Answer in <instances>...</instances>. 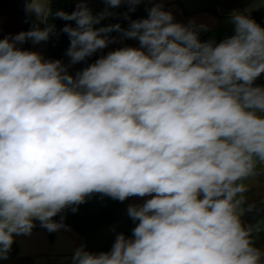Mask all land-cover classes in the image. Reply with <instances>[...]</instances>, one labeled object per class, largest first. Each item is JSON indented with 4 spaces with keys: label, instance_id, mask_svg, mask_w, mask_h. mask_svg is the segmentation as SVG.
<instances>
[{
    "label": "clouds",
    "instance_id": "clouds-1",
    "mask_svg": "<svg viewBox=\"0 0 264 264\" xmlns=\"http://www.w3.org/2000/svg\"><path fill=\"white\" fill-rule=\"evenodd\" d=\"M130 10L142 0H104ZM51 0H25L38 23L0 39V259L16 235L35 222L49 232L54 218L100 193L129 205L136 222L110 251L78 248L73 264H261L237 209L247 190L238 183L264 167V27L236 13L235 34L201 42L191 25L174 22L155 4L127 29L96 28L87 0L70 14ZM51 15L65 25L72 64L120 32L140 47L102 56L75 77L60 60H44L17 44L47 41Z\"/></svg>",
    "mask_w": 264,
    "mask_h": 264
},
{
    "label": "crops",
    "instance_id": "crops-1",
    "mask_svg": "<svg viewBox=\"0 0 264 264\" xmlns=\"http://www.w3.org/2000/svg\"><path fill=\"white\" fill-rule=\"evenodd\" d=\"M78 6L79 0H75ZM162 4L163 9L172 13L174 22L183 25H191L195 31L224 30L235 33V26L231 22L234 14L249 15L264 7V0H142L141 5L148 14V10L155 4ZM122 3L119 7H111L104 0H87V7L93 15H98L106 8L110 13L96 28L119 24L124 12ZM32 17L31 29L38 23L36 17ZM43 29L45 23H39ZM23 32L21 14L7 9H0V39L12 37ZM115 32V31H113ZM114 41L106 48L95 52L93 57L100 58L109 52L122 47H136L140 44L137 39L125 38L122 33L115 35ZM21 44H17L20 48ZM30 51L38 52L44 60H48L47 41L34 43L31 40ZM67 66V72L73 77L85 66L78 62L72 64L70 57L60 59ZM238 183L247 186V190L237 195L236 199H242L237 209L242 227L250 230L249 239L252 246L262 253L261 264H264V167L257 165L256 174L249 176ZM150 197H130L123 201L116 217L109 223L85 234L80 235L66 226L58 231L49 232L36 221L30 235H16L14 237L17 253L13 257L0 259V264H73L72 257L75 251L84 246L85 250L99 254L103 249L115 241L118 234L123 233L131 237L132 230L136 226L127 214L129 205H140ZM109 248L107 251H110Z\"/></svg>",
    "mask_w": 264,
    "mask_h": 264
},
{
    "label": "trees",
    "instance_id": "trees-1",
    "mask_svg": "<svg viewBox=\"0 0 264 264\" xmlns=\"http://www.w3.org/2000/svg\"><path fill=\"white\" fill-rule=\"evenodd\" d=\"M50 7L53 13L58 10H62L70 14L76 10L77 5L75 0H51ZM0 9L13 10L20 13L22 17L23 32L31 30L32 17L25 10V0H0ZM124 11L128 13L131 22L148 17V14L143 9L141 3L136 5L134 10H130V5L125 3ZM248 16L254 19L255 22L261 27H264V7L252 12ZM48 24L55 26L54 31L50 34V37L47 40L48 60L54 61L67 58L68 56L66 55V52L70 46V39L68 34L64 33L62 29L65 25H71L72 27H75V21H66L56 17L55 15H51L48 18L47 24L45 23V27ZM121 28L125 29L123 24L121 25ZM196 32L198 34V39L202 43L210 42L213 44H218L235 34L224 30ZM117 33L120 32L115 31L111 35H115ZM30 44L31 39H28L20 45V48L22 50H30ZM97 59L99 58L90 56L84 61H81V64L85 67H88L92 63H95ZM253 86L264 87V73H262L260 77L257 78ZM122 204L123 202L114 200L109 196L96 193L92 194L90 197H87L86 202L78 205L77 211L73 212L71 208H68L54 219L59 221L61 216H63L64 225L75 230L83 236L112 221L116 217ZM113 243L106 246L103 251L106 252L112 247ZM16 253L17 246L14 241L11 250L7 253V257H13L16 255Z\"/></svg>",
    "mask_w": 264,
    "mask_h": 264
},
{
    "label": "built area",
    "instance_id": "built-area-1",
    "mask_svg": "<svg viewBox=\"0 0 264 264\" xmlns=\"http://www.w3.org/2000/svg\"><path fill=\"white\" fill-rule=\"evenodd\" d=\"M119 17H120L119 19L121 21V24L124 25L125 29H127L131 24L128 13L126 11H124L123 14Z\"/></svg>",
    "mask_w": 264,
    "mask_h": 264
}]
</instances>
